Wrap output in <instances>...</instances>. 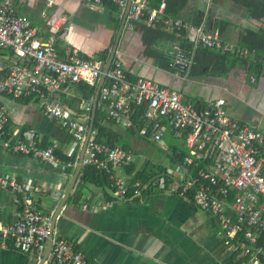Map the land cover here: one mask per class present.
Listing matches in <instances>:
<instances>
[{
    "label": "crops",
    "instance_id": "obj_1",
    "mask_svg": "<svg viewBox=\"0 0 264 264\" xmlns=\"http://www.w3.org/2000/svg\"><path fill=\"white\" fill-rule=\"evenodd\" d=\"M0 1H11L16 12L26 15L38 27L40 39L55 33L60 35L56 45L59 52L71 44L84 55L105 63L115 44L117 48L111 66L118 60L135 79L150 77L180 90L186 99L203 106L222 99L227 114L257 129L264 127V59L263 67L256 72L250 64L229 60L223 64L214 56L202 59L204 55L198 51L195 74L183 78L161 67L155 58L145 53L143 43L147 34L142 22L137 23L134 30H127L124 24L117 41L129 0L124 9L114 3L119 11L108 7L105 0L98 9L87 7L81 0ZM170 1L175 3V0ZM201 16L208 23L215 18L226 21L228 24L219 31L220 37L235 47H239L244 31L264 28V19L251 16L246 6L234 0H187L175 19L195 25ZM205 30L211 32L214 29L205 27ZM165 31L168 35L151 43L162 51L179 43L176 28L166 27ZM242 51L245 57L253 58L254 52L246 48ZM11 57L9 49L0 48V63L6 64ZM100 82L101 78L94 88L90 87L93 89L91 96L82 98L79 104L75 99H80L85 92L79 84L71 86L69 95L53 97L70 117L86 122L87 133L97 108H101L99 101L95 104ZM0 107L8 116L5 133L0 135V173L14 174L21 182L36 188L34 197L48 218L50 233L54 238L71 243L92 264H242L241 259L227 249L218 232L220 227L216 217L198 207L187 195L142 188L126 197H116L110 183L93 184L81 180L85 165L77 175L79 165L62 171L34 156L13 151L10 142L26 130L34 131L40 144H52L66 156L73 139L66 122L46 115L37 98H15L0 93ZM113 128L130 145L135 170L151 163L145 154L151 143L164 149L171 165L174 163L171 154L185 144L184 136L173 131H166L160 142H154L151 136L142 137L138 131L131 134L117 121ZM166 136L177 142L167 145ZM84 143L74 152L82 155ZM158 163L161 162H152ZM119 174L129 178L126 166L119 169ZM79 186L82 194L77 199L75 193ZM16 195L11 189L0 187V225L18 218L20 206ZM0 264L54 263L49 256L45 259L44 251L23 250L11 238L6 246L0 245Z\"/></svg>",
    "mask_w": 264,
    "mask_h": 264
},
{
    "label": "built area",
    "instance_id": "obj_2",
    "mask_svg": "<svg viewBox=\"0 0 264 264\" xmlns=\"http://www.w3.org/2000/svg\"><path fill=\"white\" fill-rule=\"evenodd\" d=\"M91 9H98L104 0H81ZM124 9L127 0H110ZM166 1L150 8L148 0H133L125 27L134 30L137 23L156 27L186 29L194 48L186 50L180 43L163 51L169 56L168 67L179 77H187L195 63L198 45L223 51L235 46L222 42L219 30L207 32L205 25H187L182 20L165 17ZM59 26L57 25V28ZM68 30V27L64 28ZM38 27L24 14L15 11L11 1H0V48L13 51L11 59L0 63V93L15 98H37L44 113L66 122L73 138L69 151L80 148L87 133L86 122L71 119L54 101V96L69 95L72 85L82 83L94 88L103 75L104 63L85 56L71 44L63 52L56 46V33L42 40ZM91 102V101H90ZM99 103L104 120L113 119L125 127L134 126L132 103L146 104L150 131L143 128L142 137L160 142L166 131L184 136L186 153L171 154L173 165L167 176H158L143 188L169 190L189 196L200 208L211 212L219 223V234L232 255L242 264L264 263V132L227 114L222 99L197 107L185 99L180 90L150 77L129 78L120 62L115 60L101 85ZM8 116L0 107V135L5 133ZM9 146L15 152L34 156L62 171L75 168L80 155L67 161L59 159L52 146H40L34 131H23ZM134 160L131 151L89 140L82 165H98L111 180L113 195L126 197L129 182L119 169ZM0 187L17 195L20 206L18 218L0 225V245L14 238L21 249L34 248L43 252L50 235L49 221L34 197L36 188L21 182L14 174L0 173ZM142 189V188H141ZM136 189L135 191H141ZM49 257L54 264H92L72 244L54 238Z\"/></svg>",
    "mask_w": 264,
    "mask_h": 264
},
{
    "label": "trees",
    "instance_id": "obj_3",
    "mask_svg": "<svg viewBox=\"0 0 264 264\" xmlns=\"http://www.w3.org/2000/svg\"><path fill=\"white\" fill-rule=\"evenodd\" d=\"M165 1H166L165 17H171L173 20L177 18L176 17L177 13L181 10L182 6L185 5V3L187 2V0H175V3L171 2L170 0H165ZM234 1H237L240 4L246 6L250 11L251 16L257 19H264V0H234ZM160 3L161 0H148V5L150 6V8H157L160 5ZM105 4H107V6L110 7L111 9L115 11H119V8L110 0H105ZM142 23L146 28L145 33L147 34L146 39L144 40L145 43H143L145 44V48H146L145 53L148 56L155 58V60L159 63L161 67L171 70V68L168 67L170 61L169 56L166 55L162 50L151 44L155 41L162 39L163 35H168V33L165 31L166 27L163 26L162 22L160 24H157L156 27H153L151 25H146L144 22ZM202 24H204L205 27H208L209 29L212 28L214 30L218 29L219 31H222L223 28L228 23L218 18L209 20V23L208 21L204 22V18L201 16L195 25H202ZM176 32L178 34L177 40L179 41V43H181V45L186 50L193 51L194 45L192 41L188 38L187 30L181 28V29H176ZM244 48L248 49L249 52H254L253 58L245 57L242 51ZM9 50L13 55V51L11 49ZM198 51H201V53L204 55L202 59L209 56H214L218 61H221L223 64L225 63V60H229L232 63L240 62L242 64H247V65L250 64L251 68L255 69V71L258 72L259 69L263 67L264 28L260 29L259 31H254L250 29L244 31L239 40V47H235V51H223V50L211 49L200 44L197 46V48L194 51L195 59L197 57ZM106 56L107 54L104 56V59L106 58ZM195 68L196 67H194L193 65L189 73L190 75L195 74ZM126 73L129 78L135 79L134 78L135 76H133L131 73L127 71ZM79 85L81 88L85 90V92H82L80 99H75L77 104L80 103V100L82 98L85 99L90 97L93 92L92 91L93 89H91L88 85L85 84H79ZM196 104L197 107L199 108L202 107L203 105L200 102H197ZM132 105L134 108V112L132 113L131 118L133 120L134 126L127 127L128 131L131 134H134L137 131L139 132L140 130L146 127L147 128L146 133H149L150 123L148 122V119L146 117V109H147L146 104L139 105V107L136 106L134 103H132ZM104 117H105L104 110L98 107L94 120L93 132L91 133L90 139L100 143H106L111 147L119 146L127 151H131L132 149L128 144V142L125 143V141H123L124 140L123 137L120 134H118L119 133L118 130L116 131L113 128V124L114 123L116 124V121H114L113 119L104 120ZM71 119L77 120L72 116ZM39 145L52 146L54 148L56 156L64 161H67L69 159H75L78 154V151L77 152L73 151L71 155L66 156L65 154L62 153L60 149L54 147L52 144H48L44 142L41 144L39 143ZM176 151H179L178 156L184 155L186 153L185 144L181 148H176L174 150V154L177 153ZM133 166L134 163H131L128 166H126L127 176H129V178L127 179V181L129 182L128 194L134 192L136 189L143 188L144 185L148 184V182L152 181L158 176H163V177L167 176V167L161 163L158 164L147 163V165H144L143 168L136 170ZM81 178L83 182H90L93 184H100L101 182L111 183L109 175L105 171H103L98 165H85L82 171ZM146 190H154V188H147ZM81 194H82V187L79 186L75 193L76 198L78 199L81 196ZM72 247L75 249V251H78V249L73 245Z\"/></svg>",
    "mask_w": 264,
    "mask_h": 264
},
{
    "label": "water",
    "instance_id": "obj_4",
    "mask_svg": "<svg viewBox=\"0 0 264 264\" xmlns=\"http://www.w3.org/2000/svg\"><path fill=\"white\" fill-rule=\"evenodd\" d=\"M131 1L132 0H129L128 2V6L125 10V13H124V16H123V19L121 21V25H120V29H119V33L117 35V41L119 40V36H120V33L123 31V28H124V24H125V20H126V16L128 14V11H129V8H130V5H131ZM116 48H117V45L114 44V47L112 48V51L110 52V55L107 59V61L104 63V67H103V75L101 77V82L100 84L98 85V89H97V92H96V95H95V104H97V101H98V96H99V91H100V88H101V85L103 84V82L105 81L106 79V74L108 72V70L110 69L111 67V64H112V61L114 59V56H115V52H116ZM95 113V111H94ZM93 113V115H94ZM94 120H95V117H92L91 119V123H90V128H89V131L88 133H86V138H85V143H84V150H83V153L80 157V163H79V170L77 172V175L79 174L80 172V169L82 167V157L85 153V149H86V146H87V143L90 139V136H91V132H92V126L94 124ZM53 237H54V234L51 232L48 239H47V243H46V246H45V249H44V257L45 259L49 256V253H50V249H51V244H52V240H53Z\"/></svg>",
    "mask_w": 264,
    "mask_h": 264
},
{
    "label": "rangeland",
    "instance_id": "obj_5",
    "mask_svg": "<svg viewBox=\"0 0 264 264\" xmlns=\"http://www.w3.org/2000/svg\"><path fill=\"white\" fill-rule=\"evenodd\" d=\"M258 129H260V130L263 129V131H264V127H259ZM166 137H165L166 144L169 145L173 140L170 139L169 137H167V138ZM173 142L176 143L177 141H173ZM145 154L147 155L146 156L147 159H149L148 161H151V163L152 162H155V163L161 162L163 164L171 165V162L169 161L167 153L164 151V149L161 147H157L155 144L151 143L149 150L146 149ZM151 163L148 162V164H151Z\"/></svg>",
    "mask_w": 264,
    "mask_h": 264
},
{
    "label": "clouds",
    "instance_id": "obj_6",
    "mask_svg": "<svg viewBox=\"0 0 264 264\" xmlns=\"http://www.w3.org/2000/svg\"><path fill=\"white\" fill-rule=\"evenodd\" d=\"M77 84H82V83H77ZM99 94H100V92H99ZM98 101H99V96H98ZM98 101H97V102H98ZM263 132H264V131H263ZM85 135H86V134H85ZM86 136H87V135H86ZM90 137H91V136H90ZM85 138H86V137H85ZM89 140H90V139H89ZM84 141H85V140H84ZM84 141H83V142H84ZM85 150H86V149H85ZM80 157H81V155H80ZM133 161H134V160H133ZM82 166H83V165H82Z\"/></svg>",
    "mask_w": 264,
    "mask_h": 264
}]
</instances>
